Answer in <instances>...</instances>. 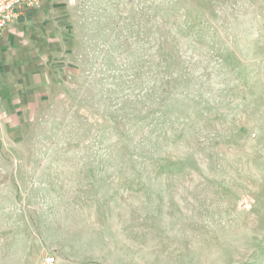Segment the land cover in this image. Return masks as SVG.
<instances>
[{
    "label": "rangeland",
    "instance_id": "374dc122",
    "mask_svg": "<svg viewBox=\"0 0 264 264\" xmlns=\"http://www.w3.org/2000/svg\"><path fill=\"white\" fill-rule=\"evenodd\" d=\"M77 66L0 120V264H264V0H81Z\"/></svg>",
    "mask_w": 264,
    "mask_h": 264
},
{
    "label": "crops",
    "instance_id": "0c3cea01",
    "mask_svg": "<svg viewBox=\"0 0 264 264\" xmlns=\"http://www.w3.org/2000/svg\"><path fill=\"white\" fill-rule=\"evenodd\" d=\"M81 1V0H80ZM43 0L19 10L0 33V120L15 128L16 119L32 118L58 84L77 66L72 47L79 29V3Z\"/></svg>",
    "mask_w": 264,
    "mask_h": 264
},
{
    "label": "built area",
    "instance_id": "2783aa9c",
    "mask_svg": "<svg viewBox=\"0 0 264 264\" xmlns=\"http://www.w3.org/2000/svg\"><path fill=\"white\" fill-rule=\"evenodd\" d=\"M43 0H0V33L3 32L16 18L23 7H37ZM80 0H67L68 4L75 5ZM40 264H55L53 257L44 258Z\"/></svg>",
    "mask_w": 264,
    "mask_h": 264
}]
</instances>
